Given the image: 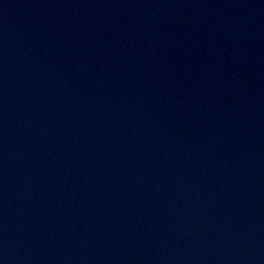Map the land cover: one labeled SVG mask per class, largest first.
I'll use <instances>...</instances> for the list:
<instances>
[{
  "label": "water",
  "instance_id": "1",
  "mask_svg": "<svg viewBox=\"0 0 264 264\" xmlns=\"http://www.w3.org/2000/svg\"><path fill=\"white\" fill-rule=\"evenodd\" d=\"M0 264H264V0H0Z\"/></svg>",
  "mask_w": 264,
  "mask_h": 264
}]
</instances>
